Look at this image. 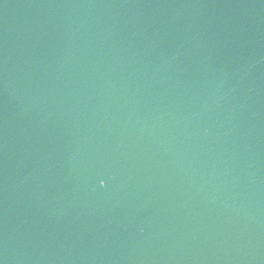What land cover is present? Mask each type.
<instances>
[{
	"label": "water",
	"instance_id": "water-1",
	"mask_svg": "<svg viewBox=\"0 0 264 264\" xmlns=\"http://www.w3.org/2000/svg\"><path fill=\"white\" fill-rule=\"evenodd\" d=\"M0 264H264V0H0Z\"/></svg>",
	"mask_w": 264,
	"mask_h": 264
}]
</instances>
